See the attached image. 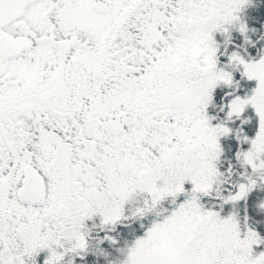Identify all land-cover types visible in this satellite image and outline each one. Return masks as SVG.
I'll return each instance as SVG.
<instances>
[{
  "label": "snow or ice",
  "instance_id": "6c2138e0",
  "mask_svg": "<svg viewBox=\"0 0 264 264\" xmlns=\"http://www.w3.org/2000/svg\"><path fill=\"white\" fill-rule=\"evenodd\" d=\"M0 264H264V0H0Z\"/></svg>",
  "mask_w": 264,
  "mask_h": 264
}]
</instances>
